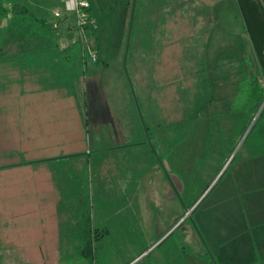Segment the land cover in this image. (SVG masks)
<instances>
[{"label": "rangeland", "instance_id": "obj_1", "mask_svg": "<svg viewBox=\"0 0 264 264\" xmlns=\"http://www.w3.org/2000/svg\"><path fill=\"white\" fill-rule=\"evenodd\" d=\"M88 1L91 2V10L86 11L88 22L96 27L104 25L107 34L106 50L99 55L109 59L110 64L96 76L103 82L108 111L95 117L92 111L88 113L90 140L85 148L81 142L73 143L72 152L68 150L71 154L66 156L69 159L50 165V181L57 187H68L63 189L70 191L72 197V206L62 199L58 201L66 205L59 207V215L67 218V210L71 209L74 218L80 216L77 222L81 215L83 220L89 218L91 232L87 237L91 238V246L87 247L86 239H78L76 236L80 234L74 231L56 240L57 252L49 251L40 257L35 254L31 256L32 262L240 264V245L232 237L235 203L223 196L233 165L254 151L252 137L243 142L245 131L252 125L243 131L240 123L245 120L244 114L233 113L231 109L237 80L256 73L257 67L251 63L255 59L252 52L243 54L247 37L235 0H176L182 5L191 3L192 7L182 12V18L176 17L177 23L172 25L176 28H170L162 38L160 30L154 29V24L160 22L156 19L162 9L159 0H136L127 70L137 102L127 77L121 72L117 53L110 50L119 39L115 31L122 32L121 43L125 46L132 0ZM14 2L26 6L31 15L8 14L0 18V44L31 36L29 40L33 43L23 41L19 52L29 58L39 57L44 69L33 83L24 79L2 80L3 86L10 89L1 99L3 109L8 106L10 109L16 103L33 102L31 95L19 94L20 89L26 91L33 87L32 83L72 92L84 117L83 77L95 62L89 50L98 55V49L86 34L88 22L78 23L67 0H9L7 6ZM190 16L195 24L189 23ZM66 25L72 37L66 36ZM47 36L55 45L59 40L73 42L80 36L84 57L73 62L58 60L54 66L50 58L59 52L50 39L45 41ZM76 51L72 52L78 57ZM132 55L149 56L148 65L153 67V72H145L147 63L131 65ZM84 61L88 70L83 67ZM20 64L30 63L23 59ZM91 87H87L89 91ZM40 99L43 105L52 106V111L29 106L17 120L29 131L30 139L45 135L50 130V122L60 116L67 120L72 116V138L77 137L80 128L75 115L57 104L51 95ZM259 111L253 118L259 119L249 136L259 134L257 131L264 128V113L258 115ZM15 142V136L0 135V157L5 156L10 145L13 149L9 150L10 155L18 150ZM26 143L31 145V157L53 158L58 153L44 139ZM42 145L46 147L41 152ZM231 150L235 156L229 165L232 156L229 161L227 157ZM23 157L20 160L23 164L34 161L46 166L51 161L40 160L43 157L29 160L24 153ZM15 177L11 176L13 182ZM166 178L174 188L168 185L166 189ZM5 179L0 178V182L4 183ZM24 179L34 184L41 180L47 183L45 174ZM64 197L67 198L66 193ZM40 241L42 244L44 239Z\"/></svg>", "mask_w": 264, "mask_h": 264}, {"label": "crops", "instance_id": "obj_2", "mask_svg": "<svg viewBox=\"0 0 264 264\" xmlns=\"http://www.w3.org/2000/svg\"><path fill=\"white\" fill-rule=\"evenodd\" d=\"M235 2L247 37V48L245 45L242 46L243 54L252 52L255 59L254 61L252 59L251 63L254 65L256 63L257 71L264 69V3L262 0H235ZM64 29L68 30L66 36L69 38L72 33L68 29V25H66ZM29 38H31V36L22 41H20L21 39L5 40L0 44V135L7 134L15 136L16 142L14 143V147L18 149L14 150V153L10 155V153H8L9 150H13L10 145L7 148L8 152H6L5 156L0 157V178L6 177V181H3L4 183L0 182V256L2 259L0 264H36L32 262L31 256L38 254L40 257L47 252L49 253V251H53V254L54 252H57L56 240L64 237L62 236L63 227L61 223L64 222L66 218V216L58 214L59 207H64L63 205L65 204L63 203L65 202L72 206V197L70 196V191L66 190L69 189L68 187H64V185H61L62 188L57 187L50 181V165H55L60 161L69 159V157L66 156L71 154V146L73 143L81 142L83 148H85L87 142L90 140V133L87 127L88 122L84 111L86 107L85 101L82 106L84 117H81L80 106L72 92L67 93L59 89V87L49 88L40 87L39 85L34 86L32 84L39 78L38 75L41 73V69H44V66L41 65L39 57L34 59L33 55L29 58L20 54L19 48L23 41L33 43V40H29ZM49 39L51 40L52 38L47 36L45 41H50ZM51 42L53 43V47L56 46V49L59 52L58 55H53L52 58L49 57L54 66L58 60L69 62L78 60L79 57L74 56V53H67L65 50V48L73 44L71 40H59L56 45L54 44L56 43L54 40H51ZM245 58L248 59V56L245 55ZM23 59L30 64H20ZM117 59L120 63V56L117 55ZM128 59L126 57L127 62ZM102 61L103 63H101V65L94 63L90 68L89 73H86L87 75L83 77L82 91L83 94L85 93V90L87 91V77H91L92 80L90 83L92 86L97 87L98 84L101 85V91H95L94 89L95 102L108 111L107 101L104 95V85L96 75L102 73V70L109 66L110 60L103 57ZM141 62L147 63L145 67V69H147V71H145L146 73L153 72V67L148 65L150 64L149 56H131V65H138V63ZM236 62L241 63L240 60ZM156 64H158V61H156ZM159 64H161L160 60ZM83 67L88 70L85 61ZM240 70H242V67H240ZM159 73H162V68H160ZM7 78L30 80L33 87H30V89L26 91L20 89L19 94L31 95L33 97V102L25 101L23 103H16L17 105H11L10 109H8L9 106L6 103L8 107L4 110V104L2 103L3 100L1 99L6 93L10 92V89L3 86L2 80H6ZM240 80L241 79L237 80L236 85ZM45 95H51L57 104L66 107L70 113L75 115V119L79 123L80 128L79 130L77 129L79 131L77 137L72 138V132L74 131L72 116H70L68 120L63 116H60L57 120L51 121L50 130L47 131L45 135L36 136L38 137L37 139H30L31 135L28 134V130H26L27 132L25 131L24 124L21 123L19 125V122L17 121L18 118L24 116L22 111L28 110L29 106L35 110L44 109L50 112L52 106L43 105V103L39 102L41 100L40 97ZM47 107L49 110L45 109ZM110 115L112 116V113H110ZM254 121L255 120H253L250 125L253 126ZM110 122L111 121H108V123ZM240 124L243 126L244 121H241ZM252 126L245 131L243 142L252 137L251 140L254 141L252 149H254V151L247 155L245 154L243 160H240L233 165L223 196L224 198L232 199L235 203L233 213L234 223L232 222L234 224L232 228L234 235L232 237L234 241H236V244L240 245V264H264V128L257 131L259 134L249 136L255 127ZM26 133L27 138L25 137ZM41 139L47 141V143L50 144L51 149L57 148L58 153L53 155L55 157L50 158L40 155H37L38 157H31L29 155L31 145L26 142H37ZM21 140L24 142L21 143ZM39 147H41L40 150L42 152L46 146L42 145ZM23 153L29 160H33L32 158L43 157L40 160L49 159L51 161L46 166H43L42 164L37 165L38 162L34 161V163L30 162L29 164H23L20 162L21 159H25ZM229 153L227 161H229L230 156H232L229 161L230 165L232 162L231 160L235 156V152L231 150ZM160 162L162 164V158ZM41 174H45V181H47L46 184H43L42 180L38 184H34L27 182L24 179L27 178L29 180L33 175L36 177L42 176ZM15 175V181L13 182L11 176ZM168 185L166 178V189H168ZM62 190H66V199L64 197L65 193L61 192ZM177 192L178 191L175 190L176 194ZM60 193H62V196ZM60 199L65 202H58L61 201ZM71 216L72 213L70 209L69 214H67V219L69 221L71 220ZM74 221L76 220L74 219ZM208 232L211 233L210 229H208ZM36 239L37 242L34 244V240ZM42 239H44V241L42 244H39ZM13 254H15L16 257H9ZM52 264L57 263L53 262Z\"/></svg>", "mask_w": 264, "mask_h": 264}, {"label": "trees", "instance_id": "obj_3", "mask_svg": "<svg viewBox=\"0 0 264 264\" xmlns=\"http://www.w3.org/2000/svg\"><path fill=\"white\" fill-rule=\"evenodd\" d=\"M8 1L9 0H0V18H2L3 16H6L8 14L22 15V14L28 13V15H31L26 6L19 4L18 2H14L11 4V6H7ZM262 1L264 3V0H262ZM159 3H161L162 9L159 12V14L156 16V19H157V21H160V22H157L154 24V29L156 31L160 30L159 31L161 33L160 38H162L163 35H165V34L167 35V31L170 28H172V29L176 28L172 25L177 23V18L179 16L182 18V16H181L182 12L188 11L187 9H189L192 6H191V3L189 6V5L185 4V2L182 5L179 2H177L176 0H159ZM90 7H91V2H89V7L86 10H91ZM188 21H189V23H191V22L195 21V19H193V18L191 19V16H190V17H188ZM40 24H41V22H40ZM41 25L43 26V24H41ZM100 27H102L103 29ZM86 28H87V30H86L87 37H89L92 40L93 46L98 49V55L95 58L94 63L101 65V63H103V61H102L103 56H101L99 54L103 53L106 50V46H107L104 43V42H107L106 41L107 34H106L105 26L102 25V26L96 27V26H94V24H90V22H88ZM121 33H122L121 31L120 32L115 31V35L118 36L120 40L119 39L115 40L114 44H112L110 46L111 47L110 50L116 52L118 56L120 54L121 72H122L123 76L126 78V76L124 74L123 67H122V57H123L124 46H123V42L121 43V37H120L122 35ZM82 42H83V40L79 36L77 38V40L75 42H73L72 45L65 48V50L67 51V53L72 52L73 50H77L76 52H79L78 57H80L82 59V57H84L83 56L84 49L82 46ZM130 51H131V46L129 44V49L127 52V59L129 58ZM105 64H107V63H105ZM126 65H127V60H126ZM91 80H92V78L88 81L87 87L92 85L90 83ZM92 87L90 90L91 92L87 88L88 91L85 90V93H84V95H85V99H84L85 106L87 107V108L85 107V110H84L85 115L87 117L88 113H91V111H92V114L94 117L106 115L107 111L105 110V108H103L100 104H96V102H95L96 99H95L94 89H95V91H99L101 85L98 84L97 85L98 88L96 86L95 87L92 86ZM259 109H260V111H259L258 115L263 114L264 113V69H260L256 73H252L250 76L245 75L238 82L237 93H236L234 102L232 104L231 110L233 113L241 112L244 114L245 120H244V125L242 126L243 131H244L250 125L251 121L253 120L254 116L257 114ZM258 119H259L258 117L255 119L252 127L255 126L256 121H258ZM148 136H149V133H148ZM149 139H150V137H149ZM154 149H155V147H154ZM155 151H156V149H155ZM157 155H158V153H157ZM167 181L170 185L169 187L174 188L172 182H170L169 179H167ZM194 201H196V199ZM67 209H65V210H67ZM67 213L69 214L68 210H67ZM76 218H80V216H78V217L75 216V218L73 216H71L72 221L71 220L69 221L67 218H65L64 222L61 223V225L63 227L62 236L72 235L75 231L76 234H80V235H77L76 237L78 239L84 237L86 239V242H87V247L90 248L91 238L87 237V233L89 234V232H91V228L89 227L90 220H89V218H87L86 220H83L82 215H81V220L78 222L77 221L75 222L74 219L76 220ZM87 220H88V225H87ZM93 230L95 231L96 229L93 228ZM159 237L156 239H159Z\"/></svg>", "mask_w": 264, "mask_h": 264}, {"label": "built area", "instance_id": "obj_4", "mask_svg": "<svg viewBox=\"0 0 264 264\" xmlns=\"http://www.w3.org/2000/svg\"><path fill=\"white\" fill-rule=\"evenodd\" d=\"M67 6L71 8L75 13V18L78 19L79 24H83L84 22H88L87 18V8L89 7V1L88 0H67ZM55 16H59L57 12H55ZM86 22V23H87ZM89 55L91 59L94 61L95 51L89 50Z\"/></svg>", "mask_w": 264, "mask_h": 264}, {"label": "water", "instance_id": "obj_5", "mask_svg": "<svg viewBox=\"0 0 264 264\" xmlns=\"http://www.w3.org/2000/svg\"><path fill=\"white\" fill-rule=\"evenodd\" d=\"M135 3H136V0H132L130 18H129L128 28H127L126 41H125L123 59H122V65H123V69H124V72H125V76L127 77V81H128V83L130 85L131 90H132V85H131V81L129 79L128 72H127V69H126V57H127V52H128V48H129V39H130V33H131V26H132L133 14H134V9H135ZM132 94H133V97H134V99L136 101L135 94H134L133 90H132ZM137 110H138L141 122H142V124L144 126L143 118L141 116L140 110L139 109H137ZM145 133L147 135V130L146 129H145Z\"/></svg>", "mask_w": 264, "mask_h": 264}]
</instances>
